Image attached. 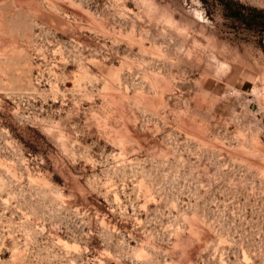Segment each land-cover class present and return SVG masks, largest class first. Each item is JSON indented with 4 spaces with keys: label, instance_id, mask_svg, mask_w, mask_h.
<instances>
[{
    "label": "rangeland",
    "instance_id": "obj_1",
    "mask_svg": "<svg viewBox=\"0 0 264 264\" xmlns=\"http://www.w3.org/2000/svg\"><path fill=\"white\" fill-rule=\"evenodd\" d=\"M263 133L264 0H0V264H264Z\"/></svg>",
    "mask_w": 264,
    "mask_h": 264
},
{
    "label": "bare ground",
    "instance_id": "obj_2",
    "mask_svg": "<svg viewBox=\"0 0 264 264\" xmlns=\"http://www.w3.org/2000/svg\"><path fill=\"white\" fill-rule=\"evenodd\" d=\"M260 146L261 145L258 143V140L256 139V137H252V140L250 143L251 152H249V150H248V152L254 156L253 160L257 163V165L260 167V169L264 170V159L262 157V147H260ZM248 156H250V154ZM250 157H249V159H250Z\"/></svg>",
    "mask_w": 264,
    "mask_h": 264
},
{
    "label": "built area",
    "instance_id": "obj_3",
    "mask_svg": "<svg viewBox=\"0 0 264 264\" xmlns=\"http://www.w3.org/2000/svg\"><path fill=\"white\" fill-rule=\"evenodd\" d=\"M262 137H263V140H264V133H263Z\"/></svg>",
    "mask_w": 264,
    "mask_h": 264
}]
</instances>
